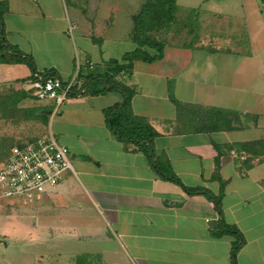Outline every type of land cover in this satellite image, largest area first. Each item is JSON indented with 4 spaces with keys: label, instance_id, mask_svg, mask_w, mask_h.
<instances>
[{
    "label": "crops",
    "instance_id": "0c3cea01",
    "mask_svg": "<svg viewBox=\"0 0 264 264\" xmlns=\"http://www.w3.org/2000/svg\"><path fill=\"white\" fill-rule=\"evenodd\" d=\"M145 1L0 0L5 40L32 55L35 68L0 63V93L15 105L36 104L24 113L41 128L39 136H18L11 144L50 132L68 151L74 172L31 204L34 214L65 226L59 237L96 245L80 256L100 264H231L239 239L217 236L220 223L240 235L236 264H264V0H174L172 26L188 24L185 13L179 22L180 11L197 10L192 45L167 42L161 60L135 61L130 76L117 78L132 93L133 117L155 133L152 162L107 124L104 110L120 104L122 93L81 90L54 109L29 90L35 75L47 76L39 71L70 82L76 48L80 74L87 63L95 70L133 50V17ZM44 41L54 60L37 65ZM216 111L231 113L236 129H216ZM153 163L186 188L220 196V215L206 197L189 196L163 179ZM47 225L39 234L31 223L32 243L57 237Z\"/></svg>",
    "mask_w": 264,
    "mask_h": 264
},
{
    "label": "trees",
    "instance_id": "16d2710c",
    "mask_svg": "<svg viewBox=\"0 0 264 264\" xmlns=\"http://www.w3.org/2000/svg\"><path fill=\"white\" fill-rule=\"evenodd\" d=\"M3 7L0 6V14ZM176 4L174 0H148L145 1L140 12L133 17V35L132 40L136 48L122 56L120 61L110 60L104 64V71L99 72L97 69L92 70L85 65V71L79 75L82 81L79 90H73L71 95H78L83 90L82 95L97 96L108 92L122 93L123 100L120 104L112 106L104 110L107 124L113 134L122 142L133 144L139 150L153 159L152 141L155 138L154 131L146 124L134 118L130 110V100L132 93L130 89L124 87L117 81L121 76H130L133 63L140 61L151 64L157 62L163 57L164 45L149 37V33L155 30L170 26L175 20ZM0 63L1 64H24L33 73L35 68L31 56L21 52L18 48L11 46L4 38L2 30V22L0 16ZM48 72L47 75H51ZM231 113L216 111L212 113V118H215L216 129H226L228 131L236 129L231 121ZM213 122H215L213 120ZM156 171L161 174L163 179L179 186L187 195H202L206 197L214 207L215 212L220 215V196H213L208 191L201 188H186L179 180L169 171L162 167L156 166L153 163ZM219 230L215 233L217 236L223 233L236 235L239 242L235 245L232 251L231 264H236L235 255L240 247L239 233L227 225L219 224ZM83 262L81 264H85Z\"/></svg>",
    "mask_w": 264,
    "mask_h": 264
},
{
    "label": "rangeland",
    "instance_id": "374dc122",
    "mask_svg": "<svg viewBox=\"0 0 264 264\" xmlns=\"http://www.w3.org/2000/svg\"><path fill=\"white\" fill-rule=\"evenodd\" d=\"M195 11L197 10L195 9ZM195 11L190 10V15L184 12V10L178 13L179 22L183 19L180 16L181 13H185L188 18L185 22H188V24L184 25H188V28H182L184 22L181 21L179 25H170L160 30L152 31L149 33V37L163 45L167 42L192 45L193 42L191 39H194L197 35V30L193 26L194 19L192 16ZM120 19V24L125 27L127 23L124 21L125 18L123 15ZM187 30H190V35L185 34ZM127 33V31H124L120 35L125 37ZM133 45L135 44L133 43ZM72 50L74 49L72 48ZM133 50H126L124 55ZM38 51L43 57L35 56L37 65L41 63L48 64L54 60L53 57H50L53 52L50 50L47 41L43 48ZM75 52L79 62H81L82 59H80L81 57L77 53V48ZM76 55L74 56V66L76 63ZM117 60L120 61V59ZM104 67V65H100L97 70H103ZM39 73L42 75L47 74L44 71H39ZM8 98L9 95H6L4 92L0 93V166L4 163L9 148L14 146L11 143L16 137L33 138L39 136L37 132L41 129L39 121L32 120L31 113H24L26 110L37 108L36 104L26 103V105H15V98ZM33 105L34 107H32ZM52 107L55 109L53 103ZM35 118L37 119V117ZM33 222H37V233L39 234H42L45 230L44 228L48 226L47 223H50L49 228H52V230L55 229V232L57 231L54 234V237L55 235L57 237L51 241L45 240L41 243H32L28 235L31 232L30 225ZM56 222L58 220L54 217L44 218L43 214H34L33 205L27 206L11 200H0V264H81L83 262H86L85 264H100L99 258L92 256L84 257L85 255L80 256L82 252H85L84 250L93 252L96 245L92 248L91 244L86 246L76 242L75 239L59 237V230L65 226L55 224Z\"/></svg>",
    "mask_w": 264,
    "mask_h": 264
},
{
    "label": "built area",
    "instance_id": "2783aa9c",
    "mask_svg": "<svg viewBox=\"0 0 264 264\" xmlns=\"http://www.w3.org/2000/svg\"><path fill=\"white\" fill-rule=\"evenodd\" d=\"M89 69L93 65L87 63ZM82 66L75 63L70 82L59 77L37 76L28 82L29 90L37 101L52 102L57 108L81 87L79 79ZM67 175H74L68 151L53 135L45 136L14 146L0 166V200H12L31 205L43 196L50 195Z\"/></svg>",
    "mask_w": 264,
    "mask_h": 264
}]
</instances>
